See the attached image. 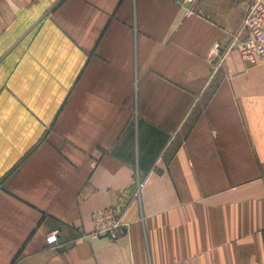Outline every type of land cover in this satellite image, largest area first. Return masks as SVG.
<instances>
[{
	"label": "crops",
	"instance_id": "0c3cea01",
	"mask_svg": "<svg viewBox=\"0 0 264 264\" xmlns=\"http://www.w3.org/2000/svg\"><path fill=\"white\" fill-rule=\"evenodd\" d=\"M256 1L0 0V264H264Z\"/></svg>",
	"mask_w": 264,
	"mask_h": 264
},
{
	"label": "built area",
	"instance_id": "2783aa9c",
	"mask_svg": "<svg viewBox=\"0 0 264 264\" xmlns=\"http://www.w3.org/2000/svg\"><path fill=\"white\" fill-rule=\"evenodd\" d=\"M193 0H181V4L188 5ZM191 10L187 12L190 14ZM241 30L245 34L241 37L238 33L234 37V43L241 56L249 61L256 62L264 60V0H258L251 4L244 15ZM142 182L138 181L134 196H138ZM123 206H107L93 213L94 228L91 235L95 237L104 236L116 240L127 231V225L122 219ZM49 242L58 239L57 233L53 232L48 237Z\"/></svg>",
	"mask_w": 264,
	"mask_h": 264
}]
</instances>
